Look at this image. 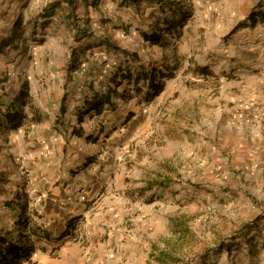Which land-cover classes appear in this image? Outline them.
Returning <instances> with one entry per match:
<instances>
[{
  "label": "rangeland",
  "instance_id": "obj_1",
  "mask_svg": "<svg viewBox=\"0 0 264 264\" xmlns=\"http://www.w3.org/2000/svg\"><path fill=\"white\" fill-rule=\"evenodd\" d=\"M55 1L62 0H0V46L17 21L25 30L0 53V115L22 101L27 115L16 134L27 141L0 138V218L10 224L20 217L21 207L15 214L5 209L18 205L7 188L18 166L23 189L36 190L22 202L29 206L23 220L64 236L36 242L32 264H157L161 250L179 256L178 264H264L263 150L248 153L234 129L235 119L244 121L262 139L259 145L247 139L250 148L264 146V0H171L186 8L172 32L164 23L169 12L157 2L137 8L102 0L87 9L76 0L77 14L89 12L95 31L82 41L61 9L43 28L40 15ZM157 24L162 44L143 35ZM104 38L122 51L95 47L69 75L72 51ZM130 54L151 71L172 68L151 102L143 96L145 81H122L126 68L133 74L141 68ZM93 89H117L121 97L101 116L85 118L90 137L57 129L62 120L79 127ZM75 180L81 188L65 204H78L84 191L92 196L64 226L52 218L48 199ZM156 180L166 185L150 188Z\"/></svg>",
  "mask_w": 264,
  "mask_h": 264
},
{
  "label": "trees",
  "instance_id": "obj_2",
  "mask_svg": "<svg viewBox=\"0 0 264 264\" xmlns=\"http://www.w3.org/2000/svg\"><path fill=\"white\" fill-rule=\"evenodd\" d=\"M82 1L85 2L86 8L89 9L92 7L97 8L102 0ZM122 1L124 4H131L138 8L143 0ZM148 1L157 2L164 13L168 11L169 15L166 16V18L164 19L165 26L170 32L177 30L178 23L185 18L186 8L182 7L180 4H178V8H175L173 1L171 0ZM58 9H61L65 13H67L64 21L67 23L68 27L74 31L76 41H82L84 39L88 40L95 36V31L92 27L91 22L89 21V12L86 11V14L82 16L77 14L79 7L76 4V0L55 1L49 8H45L40 15V18L45 21L43 22V28L45 27V25L50 24L51 19L56 16V11ZM255 20L253 22H255ZM21 26V21H17L15 27L13 28L12 36L8 38L7 42L1 44L0 53L3 52L5 48L12 45L16 41V39H18V36H22V34H24V32L22 31L25 30ZM152 30V34H148L147 32L143 33L146 41L151 42L153 44H162L163 40L161 33H157V31L162 30L160 28V25L157 24L152 28ZM104 44L107 47L113 49L114 51H122L121 47L113 44L108 38H104L99 44H83V46L77 48L78 50L80 49V52L76 49L72 51L70 64L67 68L69 75H71L72 72L80 69V67L82 66V63L80 61V56L82 54L86 55L87 51L93 50L95 47L98 46H104ZM130 56L135 58V63H139V67L142 66L141 60L138 59L137 54H130ZM163 67H166L167 69L169 68V66L165 63L163 64ZM126 70L128 71L125 73L126 76H122V81H132L134 80V78L136 81H145V86L147 87V90L145 93H143V96L146 102L153 101L157 96H159L163 92V79L170 77L173 73L172 68L168 69L169 71L166 72V74H163V70L155 69L157 70L156 72L151 71V69L147 67L139 68L134 74L128 68H126ZM121 71L124 72L123 70ZM117 78L118 76L116 75L114 78L115 80H113V82H117ZM121 84L117 82L116 86L119 87ZM120 95L121 94H119L117 89H109L106 93H102L99 91L97 92L94 90V97L90 100L85 101L84 110L82 111L81 116L78 118L79 127L71 126L70 124L66 123L65 121L63 122L62 120V128H59L60 126L57 123L56 128L60 129L66 135L68 133H72L73 136H77L78 138L86 137L87 134L82 126L85 122V118L87 116H90L91 118H93L94 116H101L107 106L112 107L114 103V97H121ZM26 98L27 92H25L21 96V99ZM66 103L67 97L65 96L62 99L60 113L58 116V121L60 122V124L61 119H64L66 115ZM25 105L26 102L22 101L19 106H7V109L4 114L0 115V122H6L5 131H18L24 125L27 119V115L24 111ZM89 137L87 136V138ZM165 185L166 183L161 182L160 180H156L153 181V184L150 186V188H153L154 186L164 187ZM28 207L29 206L27 203L21 204V213L19 219L16 222V227L19 231H22V233L19 234L18 238L15 239L9 234H4L0 232V264H32V258L37 251L36 242L46 241L48 243H53L54 240H63L62 238H64V236L54 238L53 234L49 231L43 230L42 228H40V226H35L32 223L23 220V215L27 213L29 209ZM258 221L259 220L254 221L252 226L258 227ZM64 235L68 236L69 234L68 232H65ZM34 237H36V240L34 239ZM245 237L249 239L250 235L246 234ZM42 251L47 252L45 248H42ZM155 259L157 264H178L179 262H181V258L179 256H176L174 253L169 252L168 250H161L159 254L155 256Z\"/></svg>",
  "mask_w": 264,
  "mask_h": 264
},
{
  "label": "crops",
  "instance_id": "obj_3",
  "mask_svg": "<svg viewBox=\"0 0 264 264\" xmlns=\"http://www.w3.org/2000/svg\"><path fill=\"white\" fill-rule=\"evenodd\" d=\"M9 1H17L18 4L22 1L26 2V0H9ZM242 113H244V112H242ZM234 121L236 122L234 124V127H235L234 129L236 130L235 131L236 132L235 136L237 139L236 142H238L239 144L241 143L240 145L245 144V146H246L245 149H247V152L250 154L255 153L256 151L258 152L259 150H263L262 154L264 155V146L260 147L261 149L260 148H254V147L250 148V143H249V141L247 142V139H250L252 144L259 145V143L260 144L262 143L261 136L256 133V130L255 129L251 130V127L249 128L248 126H244V121L237 120V119H235ZM0 123H2V124H0V138L3 141L11 140L12 143L16 141V142H18V144L20 143V141H22V142L27 141V140H25L22 132H19L20 138H18V136L16 135L18 131H20L21 129H23L25 127V125H23L18 131H15V133L13 131V132L8 134L5 131L6 123H3V121ZM245 123L249 124L248 121H246ZM242 141H243V143H242ZM2 144H4V143L1 142V145ZM7 145H9V144H7ZM11 147H13V145ZM254 150H256V151H254ZM263 160H264V158H263ZM260 161L261 160L259 159L258 162H260ZM22 176H23L22 170L19 169L18 166L15 168L12 167V170L10 172V176L8 178L9 183H8L7 188L10 189V190H8V194L13 192V194H10L9 196L10 197H12L13 195L18 196L19 199L16 201L18 205H14V204L12 205L11 204L12 205L11 207H13V208L8 207L5 209L7 211L14 213V214L16 212L20 211V207H21V204H22L24 198L28 197L29 194H30V196L31 195L33 196L35 191H36V190H34V191L29 192V189H23L22 182H20ZM17 183H19L18 187H16ZM20 187H21V189H20ZM80 188H81V185L79 186L77 184V180H75L73 183H70L66 189H64L63 186L60 185L59 187L52 190V194L50 195L51 198L48 199V201L55 204V205L50 204L51 206H53L50 214L53 215L52 218L57 223L65 226L66 222H68L72 218V216L78 212V210H82V209L87 208L88 204L86 202H87V200H89V201L91 200L90 196H92V193H89L86 191H84L82 193V196H81V194H79L80 198H77V199H79V203L78 204L75 203V205H77V207L73 204L74 202H70L68 204L64 203L67 195L72 197L73 194H75L78 191V189H80ZM42 199H44V197ZM106 200H108V198H106ZM95 208H96V205L92 206L91 208L89 207V210H94ZM89 213H90V211H89ZM18 219H19V217H16L14 220H10L11 222H9L10 224H8V222H6L5 219L0 218V232H2L4 234L5 233L9 234L15 239L18 238L19 234L22 233V231H19L16 227V222ZM49 232L52 233L51 231H49ZM36 253H37V251H36ZM35 254H34L32 260L34 259L35 256H37ZM24 264H27V263H24Z\"/></svg>",
  "mask_w": 264,
  "mask_h": 264
}]
</instances>
